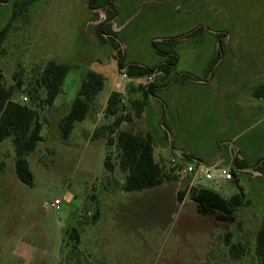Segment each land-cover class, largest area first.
Here are the masks:
<instances>
[{
	"label": "rangeland",
	"instance_id": "rangeland-1",
	"mask_svg": "<svg viewBox=\"0 0 264 264\" xmlns=\"http://www.w3.org/2000/svg\"><path fill=\"white\" fill-rule=\"evenodd\" d=\"M17 1L0 3V29ZM113 4L117 16L110 30L125 64L155 66L163 57L152 42L174 39L160 47L177 55L172 75L179 76L178 81L181 74L201 80L213 74L206 90L183 88L180 82L163 86L166 78L157 73L153 97L164 110L157 113L147 103L140 119L119 127L141 135L148 132L156 162L176 178L139 192L121 190L125 173L117 166L115 144H107L106 126L115 117L106 115L105 108L110 90H120L124 113L133 112V95L120 82L113 43L97 35L105 11H91L86 0H39L12 22L0 54L4 84L14 87L16 101L28 104L27 92L49 60L70 69L52 106L39 108L43 140L27 156L34 178L31 186L15 174L11 140L0 141V264H257L255 237L264 225V169L262 176H255L251 170L232 167L233 157H226L230 144L223 141L231 140L252 155L264 154V99H252L250 90L244 89L251 78L264 73V0H114ZM89 71L104 77V87L86 118L62 140L58 123L70 111ZM137 79L138 85L152 82L145 76ZM222 83L236 92L237 86L243 87L239 88L243 109L247 105L262 109L240 125H228L214 102L203 104L201 98L203 91L216 93ZM135 96L143 98L141 93ZM38 98H45L44 89ZM176 99L186 111L184 123ZM181 148L188 150V156H200L201 162L181 156ZM108 154L113 171L104 166ZM219 154L227 162L213 167ZM254 157L246 158L253 162ZM188 165L195 167V177L180 174ZM218 168L233 170L235 180L220 178ZM205 170L214 175L212 180L204 178ZM195 186L225 198L242 190L250 203L237 210L234 223L216 221L212 215L197 213L187 191ZM181 191L186 194L179 201ZM55 199L61 202L59 211H46L43 205ZM72 227L80 231V252L73 256L68 240ZM226 237L244 246L240 258H232Z\"/></svg>",
	"mask_w": 264,
	"mask_h": 264
},
{
	"label": "trees",
	"instance_id": "trees-1",
	"mask_svg": "<svg viewBox=\"0 0 264 264\" xmlns=\"http://www.w3.org/2000/svg\"><path fill=\"white\" fill-rule=\"evenodd\" d=\"M7 1L0 0V3H6ZM37 1L39 0H19L14 3V10L9 21L0 29V54L3 51V44L10 32L12 22ZM86 2L91 11H105V19L98 24L97 35L101 40L105 37L110 38L114 48L117 50L118 67L127 77L141 78L161 73L165 79L172 74L178 57L176 54L161 48L160 45L162 43L169 44L170 42H174V39L152 42L153 48L163 57V61L155 66L149 67L137 63L125 64L121 48L115 39L116 35L110 30V26L117 16V10L113 4L114 0H86ZM192 32L186 36L191 35ZM218 58L219 56L216 57L215 62ZM69 69L70 67L67 64L49 60L41 70L35 85L27 92L30 100L28 104H23L13 98L14 87H6L0 73V141L5 139L11 140L15 152V174L26 185L31 186L34 180L27 156L43 140L41 135L43 125L39 120V108L52 106L55 98L61 92ZM19 86L17 84V87ZM103 87L104 77L101 74L92 71L85 74L77 95L72 102L70 111L58 123L59 134L62 140L68 139L76 122H82L86 118L90 108L93 106L94 100ZM40 89L45 90V98L38 101V91ZM157 89L158 86H155L153 82L140 84L137 90L142 94L143 98L131 103L133 112L124 113L125 106L122 95L118 92H111L106 102L105 114L115 117L113 122L106 126L108 131L107 144H115L117 166L120 171L125 173V179L121 185V190L124 192L131 193L152 189L162 185L165 181L176 178L174 175H168L162 165L156 162L154 157V141L149 134L141 135L131 130H119V127L124 122L131 123L135 119L140 118L148 103V97L154 96L153 94ZM254 94L256 97L264 96V86L257 88ZM95 132L97 133V130ZM114 133H116L115 137H112ZM183 156L197 163L201 162L197 157L188 156L184 153ZM104 166L108 171L114 170V165L109 154L105 156ZM244 166L242 162L237 161L235 163V167L238 170L244 168ZM258 169H264V162ZM230 172L234 178V171L231 170ZM187 191H189L190 200L195 203L198 214L202 216L212 215L216 221L228 224L236 221V212L239 208L247 206L250 203L249 198L246 197L242 190L228 198L223 197L215 190L202 186H195ZM185 194L186 191L178 193L179 201H182ZM227 237L226 242L228 243V249L232 258H240L244 252V246L241 243L229 242ZM68 240L71 244L69 252L72 256L77 255L80 252L78 249L80 231L77 227H72L69 230ZM255 254L257 256V264H264V225L258 230L255 237Z\"/></svg>",
	"mask_w": 264,
	"mask_h": 264
},
{
	"label": "crops",
	"instance_id": "crops-1",
	"mask_svg": "<svg viewBox=\"0 0 264 264\" xmlns=\"http://www.w3.org/2000/svg\"><path fill=\"white\" fill-rule=\"evenodd\" d=\"M164 40H166V39H164ZM223 45L225 46V43H223ZM220 46H222V45L219 44V47L216 50L217 53L214 56V58L217 56L220 57V55H219V52H221ZM120 72L122 74L121 78H120L121 80L119 79L121 84H126L128 87L127 89H129L128 91L130 92L131 95H133V100H131V103L134 101H137L138 99H137V96H135V95L137 93H140L137 90V88L139 86L137 84L138 79L127 77L122 70H120ZM158 75L160 78H162L161 73H158ZM174 76H175V78H174V80H172V78ZM174 76L171 74L168 78H166V80H164V82H163V86L164 85L171 86L174 83L180 82V86L183 88L200 87V88H204V89L208 90L209 88H211L212 78H213V74H208L202 80L197 79L194 76H183V74H181L180 79L182 78V81H178L179 76H176V75H174ZM156 78H157V74H154L152 82ZM115 82H116V80L114 79V81L112 83V89L114 87L113 85H115ZM229 83H231V82H229ZM223 85H224V83H222L221 88L220 89L218 88L216 93L215 92L210 93V91H203V94H201V98L203 100V104L205 103L208 105L209 103L214 102V106L217 107V110L219 111L220 116L228 121V123H227L228 125H231V126H235L238 124L240 125L242 122L246 121L248 118H252L253 115H255L258 111H260L262 109L261 107H258V106L254 107L252 105H249V106L247 105V107L243 109V107L240 105V103H241V90L243 87H241L238 84L239 86H237L238 89H236L237 90V92H236L234 87H231V86L228 87V86H223ZM261 86H264V73L260 74L258 76H255L254 78H251V80L249 82L245 83L244 89L250 90L249 94H251L250 96L252 99L263 100L264 96L256 97L254 94L255 90ZM111 92H118L121 95L123 93L120 90H117V91L110 90V93ZM110 93H109V95H110ZM182 98H183V96H182ZM184 98L182 99V101H184ZM248 100L249 99L247 98L245 100V103H247ZM123 102H124V100H123ZM176 102H179V104H180V105H178L179 109L178 108L177 109H178L180 116H181L180 119L184 123V119L187 116L186 111L184 110V107L181 105L180 99L177 100ZM163 106H164V104L161 101H159V99H157L156 97L152 96L148 99V107L147 108H152V109L156 110L157 113L164 110ZM165 115L166 114H164V117H165ZM142 116H143V113L140 116V118ZM140 118H138V119H140ZM162 121H164V119H162ZM146 134H148V132ZM232 139H235V138L233 137ZM223 143L230 144V147H228V149H227L228 151L226 152V157H229V158L233 157V160L230 163L232 165V167H235V163L237 161L242 162L245 166H244V168L239 169L241 172L248 173L249 172L248 170H251V172H253V174L255 176H262L263 175L262 173H260L261 170H259L258 167H260L262 165V163L264 162V154H258V155L253 154L254 156H256V157H254L250 151H248V150L243 151L241 147L236 146L235 143H233L231 140H225V141H223ZM233 149H234V152H233ZM178 150H179V152H180L179 154L181 156H183V153L186 155L188 154L186 152L188 150H185L184 148H181ZM241 151L243 153H241ZM248 156L254 157L253 162H255V164H253V162H250V160L248 158H246ZM195 157L200 158V156H197V155ZM226 157H223L221 154H219L217 156L216 162L213 163V165H214L213 167H217L218 164H220V163H226L227 162ZM233 180H235V177H234V179L227 180V181H233Z\"/></svg>",
	"mask_w": 264,
	"mask_h": 264
},
{
	"label": "built area",
	"instance_id": "built-area-1",
	"mask_svg": "<svg viewBox=\"0 0 264 264\" xmlns=\"http://www.w3.org/2000/svg\"><path fill=\"white\" fill-rule=\"evenodd\" d=\"M152 79H153V75L146 77L147 81H152ZM24 100H26V98H24ZM217 172H218V176L224 180H232L233 179V176L228 169L218 168ZM203 173H204V178L206 180H212L214 178V175L209 170H205ZM180 174L182 176L193 175L195 177V175L197 173H196V169L194 166L188 165V166L180 169ZM60 204H61L60 200L55 199L53 202L45 203L43 205V207L46 211H49V210L59 211Z\"/></svg>",
	"mask_w": 264,
	"mask_h": 264
}]
</instances>
